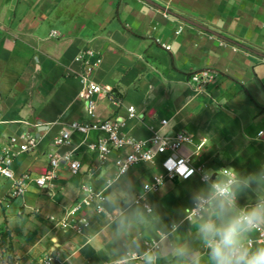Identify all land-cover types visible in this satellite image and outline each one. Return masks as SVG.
Wrapping results in <instances>:
<instances>
[{"label":"crops","instance_id":"1","mask_svg":"<svg viewBox=\"0 0 264 264\" xmlns=\"http://www.w3.org/2000/svg\"><path fill=\"white\" fill-rule=\"evenodd\" d=\"M87 47L102 56L93 80L114 96L96 98L100 117L123 116V132L137 138L156 130L190 134L193 143L179 154L213 176L227 167L251 177L256 182L238 193L239 205L251 206L264 197V0H0V147L12 134L39 138L13 163L16 176L31 174L25 192L9 198L14 182L0 177V233H8L15 264H46L48 256L49 264H117L120 255L143 252L150 238L161 241L157 264H177L168 251L177 243L208 264L197 218H188L194 196L207 191L199 174L167 178L148 192V212L139 196L144 183L164 172L161 155L118 176L115 159L129 148L114 150L93 169L99 158L89 144L97 130L54 144L63 126L90 119L76 60ZM204 70L209 81L192 79ZM131 105L139 117H129ZM55 151H72L81 171L73 174L62 161L56 178L41 186L36 178ZM83 181L104 192L105 210L85 205L76 217L89 225L63 228L57 220L81 198ZM114 207L132 217L123 238Z\"/></svg>","mask_w":264,"mask_h":264},{"label":"built area","instance_id":"2","mask_svg":"<svg viewBox=\"0 0 264 264\" xmlns=\"http://www.w3.org/2000/svg\"><path fill=\"white\" fill-rule=\"evenodd\" d=\"M181 30L182 29L179 31ZM53 34L55 35L56 33L53 32ZM76 60L82 62L83 65L79 74V78L82 82L80 96L85 100L90 119L88 121L74 120L63 126L54 139V144L56 146L70 144L75 132L87 135L97 130L99 135L89 144L90 148L99 158V163L94 166L93 169L102 165L114 150L129 148V150L119 154L115 159L118 176L127 173L134 164L153 161L161 155V164L164 172L154 174L150 181L144 183V192L139 196V200L148 212L153 211V206L147 200L146 194L158 190L167 178L189 179L195 174H199L203 181L208 180L210 182L215 178L211 173L206 172L203 166L194 165L191 163L188 156L179 154V150L184 144L193 143V136L190 134L184 131L166 134L156 130L150 137L137 138L123 132L122 128L125 125V118L123 116L116 115L109 118L100 117L97 112L96 98L103 95L113 96V92H109L107 88L92 78L93 71L102 62V56L95 49L87 47L80 52ZM210 78L211 74L208 70L192 75L193 80L203 83L209 81ZM139 115L140 112L138 108L131 105L129 107V117H139ZM161 122L162 124H166L168 120L162 119ZM38 143L39 138L30 133L12 134L8 137L7 143L0 147V177L12 179L14 182L9 193V198L23 194L31 178V174L28 172L20 176L15 175L13 169L15 157L21 152L35 148ZM200 146L201 144L198 145V148ZM62 161L68 163L73 174H78L81 171V162L73 156L72 151L65 152L64 154L55 151L51 156L49 169L45 174L36 178V182L41 186H46L49 181L56 178V169ZM81 192V198L69 209L67 216L57 220L59 226L82 231L90 223L87 218L76 217V213L82 209L83 206L93 204L98 212H103L105 210V194L102 190L96 191L87 181H83L81 183ZM51 218L54 219L55 216H51ZM188 218H197L195 204L191 206ZM254 231L257 233V238L250 237L249 242L253 246L256 242L264 243V226H260ZM144 248V251H160L161 241L159 238L146 239L144 240ZM128 257L133 260L135 264H141L137 251L130 252ZM52 259V256H48L43 262L49 264Z\"/></svg>","mask_w":264,"mask_h":264},{"label":"clouds","instance_id":"3","mask_svg":"<svg viewBox=\"0 0 264 264\" xmlns=\"http://www.w3.org/2000/svg\"><path fill=\"white\" fill-rule=\"evenodd\" d=\"M214 177L205 181L207 191L194 196L198 239L207 249L208 264H264V245L253 246L249 242L253 231L264 226V197H258L251 206L241 207L238 202V193L256 181L227 167L218 170ZM113 214L117 217L116 231L123 238L133 228L132 217L121 215L115 207ZM134 215L139 220L142 213ZM131 250H136L134 243L130 244ZM168 251L177 264H203L199 253L187 244H173ZM129 254L120 255L117 264H129ZM137 255L141 264H157L162 259L159 250H137Z\"/></svg>","mask_w":264,"mask_h":264},{"label":"trees","instance_id":"4","mask_svg":"<svg viewBox=\"0 0 264 264\" xmlns=\"http://www.w3.org/2000/svg\"><path fill=\"white\" fill-rule=\"evenodd\" d=\"M5 253H7L6 258ZM0 264H15L8 233H0Z\"/></svg>","mask_w":264,"mask_h":264}]
</instances>
